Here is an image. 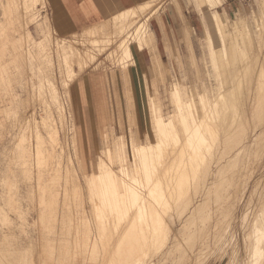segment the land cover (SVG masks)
Segmentation results:
<instances>
[{
	"label": "rangeland",
	"instance_id": "1",
	"mask_svg": "<svg viewBox=\"0 0 264 264\" xmlns=\"http://www.w3.org/2000/svg\"><path fill=\"white\" fill-rule=\"evenodd\" d=\"M214 1L208 5L204 0H141L133 7L138 15H132L131 26L123 31L114 24L119 13L92 29L60 36L51 27L46 0L32 3L34 10L26 16L19 6H11L12 0H0V46H5L0 47V58L2 52L6 55L4 64L0 61V264H163L165 260L164 264H249L255 237L264 252V101H259L264 100V81L259 78L264 71V0H234L239 7L233 9L224 8L228 0ZM214 13L224 15L228 28L211 27ZM95 28L102 31L94 32ZM61 39L69 47L94 53L83 75L67 88L59 68L65 55L59 48ZM124 39L131 40V57L117 52ZM82 79L87 96L90 82L107 96L100 106L112 121L113 135L104 137L100 118L82 108L78 83ZM174 90L187 103L186 114L195 117L192 122L187 115L200 133L197 144L177 140L184 127L172 117L180 105ZM158 118L167 122V147L155 129ZM233 118L236 121H229ZM151 128L155 137L146 143ZM245 131L250 138H244ZM227 134L242 142L235 144ZM132 144L150 152L145 163L132 165ZM123 167L128 180L121 173ZM103 169L113 171L117 178L112 181L121 183L119 188L126 182L132 188L131 180L136 179L135 202L131 196H118L122 202L110 201L113 206L101 202L100 190L109 183L111 187L112 178L93 181L88 173ZM96 203L101 206L95 208Z\"/></svg>",
	"mask_w": 264,
	"mask_h": 264
},
{
	"label": "bare ground",
	"instance_id": "2",
	"mask_svg": "<svg viewBox=\"0 0 264 264\" xmlns=\"http://www.w3.org/2000/svg\"><path fill=\"white\" fill-rule=\"evenodd\" d=\"M38 0H12V3H10L11 4V6H13V4H15V5H17V7L19 6V8H21V11L23 10V12H24V14H25V16L26 15H28L30 12H32L33 10H32V8H33V5H32V3H34V2H37ZM205 2H207L208 3V5L210 4H212V1H214V0H204ZM215 2V1H214ZM10 4H8L7 6L9 7V5ZM214 5V4H213ZM16 7V8H17ZM11 8V7H10ZM9 8V9H10ZM13 8V7H12ZM11 8V9H12ZM18 8V9H19ZM8 9V8H7ZM10 9V10H11ZM9 10V11H10ZM20 10V9H19ZM20 11V12H21ZM14 12V11H13ZM19 12V11H18ZM17 12V13H18ZM5 14V13H4ZM10 14H12V12L10 13ZM14 14V13H13ZM20 14V13H19ZM134 14H137L138 15V12H137V8L136 9H129L128 11H126V12H124V13H122L120 16H118L117 17V19L116 18H114V20H115V26H116V28L118 29V28H120V30L121 31H123V30H125V27L127 28V26L128 27H130L131 26V24H132V15H134ZM15 15V14H14ZM31 15V14H30ZM29 15V16H30ZM11 16V15H10ZM9 16V17H10ZM25 16H23V17H25ZM214 17V19H213V26H211V27H214L215 29H218V30H224V29H226V28H228L227 26H226V22L223 20V17L222 16H224V15H219V14H217V13H214V15H213ZM21 17H22V15H21ZM212 17V16H211ZM11 18H13V15H12V17ZM33 19V18H32ZM11 19L9 18V21H10ZM15 20V19H14ZM22 20V19H21ZM8 21V20H7ZM16 21H17V19H16ZM227 21V20H226ZM11 22V21H10ZM14 22V21H13ZM212 23V22H211ZM16 26H18V25H16ZM114 26V25H113ZM15 27V26H14ZM22 27V26H21ZM115 28V29H116ZM15 29H18L17 27L16 28H14L13 30H15ZM20 29V28H19ZM106 29V28H105ZM105 29H103L104 31H105ZM10 30V29H9ZM119 30V29H118ZM139 30V29H138ZM98 31H102V29L101 30H98ZM18 32V31H17ZM94 32H95V30H94ZM135 32L137 33V31H136V29H135ZM11 33V32H10ZM142 33V32H141ZM5 35H8V34H5ZM208 35V34H207ZM15 36V35H14ZM14 36H13V38H14ZM30 36V35H29ZM126 36V35H125ZM132 35H128L127 36V39L129 40L130 39V37H131ZM208 37H210L211 38V36H207V38ZM139 38V37H138ZM6 39V38H5ZM127 39H124L121 43H119L118 45H117V47H116V49H117V52H122V54L125 56V57H131V48H130V41H128ZM7 40V42H9L8 40H9V38H7L6 39ZM65 40L66 39H61V42L60 43H58L59 44V48L60 49H62V50H64V52H65V55H64V58H63V65L61 66L60 65V74L61 75H64V84H65V87L67 86H69L70 84H72L73 83V81L74 80H76V79H78L81 75H83V72H85V70L89 67V65H90V63L92 62L91 60H90V58L91 59H93V57H94V53L92 52V50H89L90 48H86V49H79L78 47H75V46H71V47H69L68 46V44L67 43H65ZM127 40V41H126ZM2 42H3V40H1ZM13 41H14V39H13ZM134 41V40H133ZM210 41V40H209ZM1 42V43H2ZM15 42H13L12 44H14ZM90 43H92L93 44V42H90ZM140 43V42H139ZM5 44H6V42H5ZM5 44H2V45H5ZM11 44V43H10ZM57 44V45H58ZM1 47V46H0ZM4 47V49H5V46H3ZM3 47H1L2 49H3ZM16 47V46H15ZM8 48V47H7ZM1 49V50H2ZM16 49V48H15ZM139 50V49H138ZM3 51V50H2ZM9 51V50H8ZM10 52V51H9ZM9 52H7V54H9ZM11 52H13V51H11ZM5 54H6V51L4 52ZM119 53V54H120ZM14 54V53H13ZM117 54V53H116ZM1 55V54H0ZM2 55L3 56H6V55H4L3 54V52H2ZM10 55V54H9ZM93 55V56H92ZM2 56V57H3ZM0 58L1 60L0 61H2V63H3V58H6V57H3V58ZM8 57H12L11 55L10 56H8ZM12 59H13V57H12ZM89 59V62L87 61ZM124 59V58H123ZM6 60V59H5ZM7 60H9V58H7ZM243 60V59H242ZM15 61V60H14ZM6 62V64L5 65H3V66H6L7 65V61H5ZM10 62V61H9ZM8 62V63H9ZM16 62V61H15ZM10 63H12V62H10ZM1 64V63H0ZM4 64V63H3ZM10 65V64H9ZM237 65H239V64H237ZM236 65V66H237ZM241 65V64H240ZM246 64H244V66H245ZM257 65H258V62H257ZM2 66V68H4ZM235 66V67H236ZM243 66V65H242ZM247 66V65H246ZM245 66V67H246ZM263 66V65H262ZM244 67V68H245ZM260 67H261V65H260ZM0 68H1V66H0ZM77 69V70H74V69ZM239 68V67H238ZM237 68V69H238ZM244 68L243 69H241V70H244ZM247 69H248V66H247ZM261 69V68H260ZM239 70V69H238ZM237 70V71H238ZM240 70V71H241ZM245 71H247L246 69H245ZM248 72V71H247ZM258 72H260V71H258ZM261 72H262V69H261ZM261 72H260V75H261ZM240 73H242V72H240ZM245 73V72H244ZM262 73H264V71L262 72ZM7 74V73H6ZM247 74V73H246ZM9 75V74H8ZM245 75V74H244ZM248 75V74H247ZM258 75V74H257ZM259 75V78L261 77V80L260 81H264L262 78H264L263 77V75H261L260 76ZM5 77V76H4ZM258 77V76H257ZM257 77H256V81H259V79L257 80ZM67 78V79H66ZM248 80V79H247ZM264 83V82H263ZM256 84H258L259 85V83H256ZM262 84V83H261ZM263 86H264V84H263ZM63 87H64V85H63ZM66 87V88H67ZM262 87V86H261ZM261 87H259L258 88V90L261 92ZM254 88V87H253ZM248 91V90H247ZM250 92V91H249ZM248 92V93H249ZM256 92V91H255ZM258 92V91H257ZM260 92H258V94H260ZM247 93V94H248ZM262 93V92H261ZM174 96H175V98H178L179 99V103H180V105L178 106L177 105V110L175 111V113H174V115L172 116L174 119H178L179 121H180V123L183 125V127H184V130H182V132H181V135L180 134H178V135H180V137L179 138H177V140L178 141H185V142H192L193 144L192 145H194V143H198V141L201 139V136L199 135L200 133H198L197 132V130L195 129L194 130V128H192L191 127V122H190V120L187 118L188 116H190L191 114L188 112V114H186V112L183 110L184 108H183V106L184 105H187V103H185V102H183L182 101V99H181V96H180V93H179V91H177V90H174V92L172 93ZM257 95V94H256ZM261 95V94H260ZM260 95L259 96H257V98L258 97H260ZM243 97H245V96H243ZM261 98V97H260ZM245 99V98H244ZM248 100H249V97L247 98ZM253 99V98H252ZM264 99V98H263ZM243 100V99H242ZM246 100V99H245ZM247 100V101H248ZM241 101V100H240ZM246 101V102H247ZM252 101V100H251ZM260 102H261V104H262V101H264V100H259ZM258 101V102H259ZM238 102V100L235 102V103H237ZM243 102H244V100H243ZM257 102V101H256ZM256 102H255V104H256ZM230 103H231V101H230ZM241 103V102H240ZM240 103H237V104H240ZM237 104H235V105H237ZM242 104V103H241ZM240 104V105H241ZM246 104H248V103H246ZM258 104H260V103H258ZM260 104V106L263 108V106L262 105H264V104H262L261 105ZM233 105H234V103H233ZM234 105V106H235ZM239 106V105H238ZM241 107H242V105H241ZM250 107V106H249ZM256 107H257V105H256ZM259 107V106H258ZM187 108V107H186ZM231 108H232V104H231ZM231 108H230V110H231ZM235 108V107H234ZM233 108V110H235ZM243 108H244V106L242 107V110H243ZM246 108V107H245ZM248 108V107H247ZM226 109V108H225ZM237 109H238V107H237ZM241 109V108H240ZM249 109V108H248ZM248 109L246 110V111H248ZM258 109V108H257ZM59 110H60V117L61 118H64V113H63V111L62 110H64L63 109V106L62 105H59ZM186 110V109H185ZM262 110H264V109H262ZM187 111V110H186ZM257 111H260V112H263V111H261L260 109H258ZM230 112V111H229ZM234 112V111H233ZM249 112H250V110H249ZM239 113H240V111H239ZM238 112H237V114H239ZM244 113L246 114V112L244 111V112H242V114L244 115ZM225 114V113H224ZM230 114H231V112H230ZM233 114L234 113H232L231 115L233 116ZM235 114H236V112H235ZM234 114V115H235ZM250 114V113H249ZM261 114V113H260ZM188 115V116H187ZM257 115L259 116V114H258V112H257ZM256 115V116H257ZM264 115V114H263ZM225 116V115H224ZM224 116H222L223 118H224ZM237 116V115H236ZM191 117V120H192V122H194V120H195V117H193L192 118V115L190 116ZM238 117V116H237ZM237 117H234V118H237ZM240 117V116H239ZM260 117H262V116H260ZM229 118V117H228ZM232 118V117H231ZM230 119L229 121H234L235 119ZM244 118V117H243ZM246 118V117H245ZM256 118H259V117H256ZM256 118L254 119V120H256ZM238 119H240V118H238ZM237 119V120H238ZM260 119V118H259ZM259 119H257V120H259ZM69 120V119H68ZM225 120V119H224ZM228 120V119H227ZM256 120V121H257ZM62 121H63V119H62ZM236 121V120H235ZM245 121H246V119H245ZM243 122V124L244 123H247V122ZM240 122V121H239ZM239 122H236V124L237 123H239ZM261 122V119L259 120V123ZM224 123V122H223ZM254 123H255V121H254ZM263 123V122H262ZM167 124V122H164L161 118H158V119H156V126H155V129H156V131H157V133H158V135H159V137L161 138V144H163L164 146H166L169 142H168V139H169V135H170V133L166 130V127H165V125ZM225 124V123H224ZM242 124V125H243ZM257 124V123H256ZM256 124H254V128L256 127ZM261 124V123H260ZM227 125H228V123H227ZM231 125H232V123H231ZM230 124H229V126H231ZM234 125V124H233ZM262 125V124H261ZM72 126V125H71ZM238 126V125H237ZM245 127H246V125H244ZM179 127H180V125H179ZM232 127H235V125L234 126H232ZM241 127H243V126H241ZM244 127V128H245ZM253 127V126H252ZM260 127V125L258 126V128ZM264 127V126H263ZM224 128V127H223ZM231 128V127H230ZM230 128H228V129H230ZM247 128V127H246ZM254 128H252V129H254ZM257 128V129H258ZM261 128V127H260ZM175 129V128H174ZM182 129V128H181ZM226 129V127L224 128V130ZM231 129H233V128H231ZM237 129V128H236ZM235 129V130H236ZM248 129V128H247ZM263 129V128H262ZM176 130V129H175ZM235 130H234V132H235ZM256 130V129H255ZM261 130V129H260ZM259 130V131H260ZM264 130V129H263ZM178 131V130H177ZM231 131V130H230ZM233 131V130H232ZM239 131H240V129H239ZM244 130H242V132H243ZM249 131V130H248ZM256 131H258V130H256ZM225 132H227V131H225ZM228 132H229V130H228ZM234 132H232V133H234ZM238 132V131H237ZM237 132H235L234 133V135H236V137H238L237 136ZM247 131H245L244 132V138H250V137H245V135L247 134L246 133ZM252 132H253V130H252ZM261 132V131H260ZM230 133V132H229ZM237 133V134H236ZM241 133V132H240ZM249 133V132H248ZM253 133H256L255 131L253 132ZM262 133V132H261ZM172 134V133H171ZM226 134V133H225ZM173 135V134H172ZM228 136L230 135L231 136V138L233 137V139L235 138L234 136H232L231 134H227ZM243 135H242V137H243ZM260 136H261V134H259ZM258 135V136H259ZM174 136V138L176 137L175 135H173ZM253 136V135H252ZM257 136V135H256ZM256 136H255V138H256ZM260 136H259V138H260ZM262 137V136H261ZM240 138H241V136H240ZM239 138V139H240ZM258 138V137H257ZM237 139V138H236ZM243 139V138H242ZM245 139V140H246ZM204 140V139H203ZM230 140V139H229ZM232 140V139H231ZM241 140V139H240ZM54 141V140H53ZM173 141V140H172ZM178 141L177 142H175V143H178ZM228 141V140H227ZM234 141H235V139H234ZM233 140L231 141V142H234ZM236 141H238V140H236ZM236 141H235V144H236ZM256 141V140H255ZM168 142V143H167ZM174 142V141H173ZM202 142V141H201ZM240 141H238V143H239ZM241 142H242V140H241ZM240 142V143H241ZM247 142V141H246ZM253 142V140L251 141V143ZM75 143V142H74ZM174 143V144H175ZM187 143L186 144H184L183 146H185V145H187ZM243 143H244V141H243ZM247 143H250V142H247ZM247 143H245L246 145H248ZM250 143V144H251ZM217 144V143H216ZM226 144H229V142L228 143H226ZM232 144H234V143H232ZM170 145V144H169ZM172 145V144H171ZM199 145V144H198ZM238 145V144H237ZM236 145V146H237ZM241 145V144H240ZM246 145H244V146H242V147H245ZM252 145H254V144H252ZM251 145V146H252ZM158 146V145H157ZM176 146V145H175ZM221 146V145H220ZM224 146V145H223ZM226 146V148L225 149H227V147L229 148V146H227V145H225ZM249 146V145H248ZM167 147V146H166ZM165 147V148H166ZM195 147V146H194ZM240 148V146L238 145L237 146V148ZM250 147V146H249ZM170 148V147H169ZM168 148V149H169ZM172 148V147H171ZM176 148V147H175ZM185 148V147H184ZM198 148V147H197ZM230 148H232V146L230 145ZM229 148V149H230ZM237 148H235V149H237ZM245 148H248V147H245ZM174 149V148H173ZM177 149V148H176ZM181 149V148H180ZM228 149V150H229ZM175 150V149H174ZM185 150V149H184ZM193 150H194V148H193ZM198 150V149H197ZM233 150V149H232ZM242 149H240L239 151H241ZM246 150V149H245ZM120 151V150H119ZM200 151V150H199ZM225 151V150H224ZM234 151V150H233ZM238 151V152H239ZM166 152V151H165ZM182 151H180L179 153H181ZM195 152V151H194ZM193 152V153H194ZM226 152H228L229 153V151H227L226 150ZM230 152H231V150H230ZM236 152V151H235ZM105 153H108L109 154V159H110V161H111V159H112V157H111V153H110V151L109 150H106V152ZM121 153V152H120ZM169 153H171V152H169ZM192 152H191V154H193ZM197 153V152H196ZM239 153H241V152H239ZM263 153V152H262ZM124 154V153H123ZM165 154H167V153H165ZM176 154V153H175ZM184 154V153H183ZM221 154V153H220ZM237 154V153H236ZM101 155V154H100ZM164 155V154H163ZM168 155V154H167ZM224 155V154H223ZM232 154H230V155H228L227 154V158L230 156V157H232L231 156ZM239 155V154H238ZM124 156V155H123ZM151 156V154H150V152L149 151H147V150H145V149H143V148H140V147H137V146H135L134 144H132L131 145V151H130V161H131V163H132V165H135L136 164V162L138 161V162H140L141 160H142V164L143 163H145L146 161H147V159H148V157H150ZM165 156V155H164ZM164 156H163V158H164ZM173 156V155H172ZM185 156V155H184ZM191 156V155H190ZM195 156H196V154H195ZM214 156V155H213ZM221 156V155H220ZM103 157V156H102ZM120 157H121V155H120ZM203 157V156H202ZM217 157V156H216ZM240 157H241V155H240ZM166 158V157H165ZM172 158V157H171ZM194 158V157H193ZM213 158H215V157H213ZM220 158V157H219ZM218 158V159H219ZM226 158V159H227ZM236 158V157H235ZM125 159V158H124ZM192 159V158H191ZM190 159V160H191ZM217 159V158H216ZM225 159V158H224ZM225 159V160H226ZM233 159V158H232ZM166 160V159H165ZM169 160V159H168ZM171 160V159H170ZM213 160V159H212ZM212 160H211V162H212ZM222 160V159H221ZM228 160V159H227ZM231 160V159H230ZM103 161V160H102ZM180 161V160H179ZM215 161V160H214ZM218 161V160H217ZM217 161H215L216 163H217ZM224 161V160H223ZM222 161V162H223ZM167 162V161H166ZM173 162V161H172ZM177 162V161H176ZM186 162V161H185ZM208 162V161H207ZM218 162H220V161H218ZM229 162V161H228ZM235 162V161H234ZM183 163V162H182ZM214 163V162H213ZM212 163V164H213ZM216 163H214V164H216ZM170 164H171V162H170ZM169 164V165H170ZM179 164V163H178ZM211 164V165H212ZM218 164V163H217ZM220 164H222L221 162H220ZM226 164H227V162H226ZM93 165V162H90L89 163V170L91 169V167H93L92 166ZM162 165V164H161ZM174 165H175V162H174ZM219 165V164H218ZM96 166H98V165H96ZM102 166H104L103 165V163H102ZM124 166V165H123ZM136 166V165H135ZM213 166V165H212ZM105 167V166H104ZM107 167V166H106ZM105 167V168H106ZM110 167V166H109ZM109 167H107V169H109ZM175 167V166H174ZM191 167V166H190ZM210 167V166H209ZM208 167V168H209ZM101 168H103V167H101ZM162 168V167H161ZM186 168V167H185ZM206 168V167H205ZM220 168V167H219ZM96 169V168H95ZM127 169V168H126ZM124 167H123V170H122V175H123V178L124 179H126L127 178V180H128V174H127V170H126ZM159 169V168H158ZM210 169V168H209ZM209 169H207V171L209 170ZM231 169V168H230ZM92 170V169H91ZM91 170H90V173H91ZM97 170H102V169H97ZM97 170H95V171H97ZM138 170V169H137ZM176 170V169H175ZM212 170V169H211ZM222 170H224V169H222ZM221 169H220V171H222ZM136 171V170H135ZM169 171V170H168ZM181 171V170H180ZM220 171L218 172V173H220ZM210 172V170L208 171V173ZM224 172H225V170H224ZM90 173H88V177L89 178H91L93 181L95 180V179H98L99 181L101 180V181H103L102 180V178H104V177H106V176H110L112 179H111V181L112 180H114V179H116L117 177H115V174L113 173V171H111V169H110V171H106L105 170V172H104V169H103V171H97L96 173H94V174H90ZM204 173V172H203ZM205 173H207V172H205ZM217 173V174H218ZM147 174V173H146ZM165 175H166V173H164ZM221 174V173H220ZM136 175V174H135ZM148 175V174H147ZM159 175V174H158ZM210 175V174H209ZM213 175V174H212ZM144 176V175H143ZM146 176V175H145ZM144 176V177H145ZM171 176H172V174H171ZM206 176V175H205ZM218 176V175H217ZM219 176H221V175H219ZM223 176V175H222ZM230 176V175H229ZM235 176V175H234ZM239 176V175H238ZM138 177H139V174H138ZM166 177H167V175H166ZM236 177V176H235ZM163 178V177H162ZM173 178V177H172ZM175 178V177H174ZM221 178V177H220ZM224 178H225V175H224ZM237 178V177H236ZM107 179V178H106ZM132 179V178H131ZM134 179V178H133ZM179 179H182V177H180ZM200 179V178H199ZM202 179V178H201ZM223 179V178H222ZM108 180V179H107ZM163 180V179H162ZM176 180V179H175ZM184 180V179H183ZM220 180V179H219ZM105 181V180H104ZM110 181V180H109ZM168 181V180H167ZM202 181V180H201ZM216 181V180H215ZM226 182H227V179L225 180ZM113 183L111 184V187H110V183H109V186H106V185H103V186H101V187H103V190H102V193H101V190H100V196H102V200H101V202L103 203L104 202V204L105 203H111L110 201H112V203H117L118 204V202H122L121 200H119L118 201V199L120 198V199H122V197L121 196H123V197H125V198H128V197H130L131 196V199L133 198L132 197V195H135L136 196V198H137V192L135 191L136 189H134V186L136 187L137 185V181H136V179H134V181H132L131 180V182L133 183V186H131L132 188H129L130 186H128L126 183L125 184H123L124 186H123V188L122 187H120L119 188V185H121V183L119 184V185H117L116 184V182L114 183V181H112ZM166 182V181H165ZM181 182V181H180ZM184 182H186V181H184ZM213 182V181H212ZM219 182H222V181H219ZM225 182V183H226ZM124 183V182H123ZM167 183V182H166ZM171 183V182H170ZM174 183H177V182H174ZM202 183V182H201ZM94 184H95V182H94ZM93 184V185H94ZM165 184V183H164ZM180 184V183H179ZM159 185H160V183H159ZM168 185V184H167ZM209 185V184H208ZM210 185H211V183H210ZM209 185V186H210ZM217 185V184H216ZM221 185L222 184H220L219 183V187H221ZM224 185V184H223ZM122 186V185H121ZM187 186V185H186ZM204 186V185H203ZM99 185L98 186H96V188H98V189H100L101 188ZM148 187V186H147ZM177 187V186H176ZM216 188H217V186H215ZM161 188V187H160ZM210 188V187H209ZM93 189V188H92ZM123 189V190H122ZM129 191H128V190ZM137 189H138V187H137ZM211 189H212V187H211ZM220 189V188H219ZM222 189V188H221ZM133 190H134V192H133ZM139 190H141V189H139ZM139 190H137V191H139ZM209 190V189H208ZM91 191H95V190H91ZM165 191V190H164ZM170 191V190H169ZM177 191V190H176ZM203 191V190H202ZM217 191H218V189H217ZM254 191V190H253ZM142 192H143V189H142ZM156 192V191H155ZM209 192V191H208ZM151 193H152V191H151ZM212 193V192H211ZM139 194H144V193H139ZM168 194V193H167ZM98 195V194H97ZM141 195V196H142ZM174 195V194H173ZM206 195V197H207V194H205ZM226 195V194H225ZM118 196H119V198H118ZM149 196V195H148ZM164 196V195H163ZM169 196V195H168ZM198 196H199V194H198ZM155 197V196H154ZM208 197H209V195H208ZM135 198V197H134ZM134 198H133V201L135 202V200H134ZM138 198H140L139 197V195H138ZM234 198V197H233ZM179 199V198H178ZM205 199H207V198H205ZM93 200V199H92ZM127 200V199H126ZM175 201H176V199H174ZM196 200V199H195ZM200 200V199H199ZM204 200V199H203ZM90 201V200H89ZM139 201H140V199H139ZM174 201V202H175ZM201 201V200H200ZM92 202V201H91ZM172 202H173V200H172ZM194 202V201H193ZM94 203V202H93ZM99 203V202H98ZM112 203H111V205H112ZM128 203V202H127ZM143 203V202H142ZM208 203V202H207ZM230 203V202H229ZM120 204H122V203H119V205ZM133 204V203H132ZM138 204V203H137ZM193 204V203H192ZM106 205V204H105ZM118 205V206H119ZM136 205V204H135ZM146 205H149V204H146ZM94 206H96L95 208H98V207H100L101 205H97V203L94 205ZM113 206V205H112ZM116 206V205H115ZM128 206V205H127ZM143 206H144V204H143ZM198 206V205H197ZM103 207V206H102ZM111 207V206H110ZM117 207V206H116ZM116 207H115V211H116ZM120 207H122L123 209H124V206H120ZM119 207V208H120ZM152 207V206H151ZM154 207V206H153ZM190 207H192V206H190ZM190 207H189V209H190ZM227 207V206H226ZM94 208V207H93ZM113 208V207H112ZM118 208V209H119ZM133 208V207H132ZM135 208V207H134ZM188 208V207H187ZM111 209V208H110ZM121 209V208H120ZM129 209H131V208H129ZM136 209V208H135ZM148 209H150L149 207H148ZM251 209V208H250ZM99 210H102V209H99ZM113 210H114V208H113ZM113 210H112V212H113ZM137 210H138V208H137ZM186 210V209H185ZM188 210V209H187ZM109 211V210H108ZM118 211V210H117ZM123 211V210H122ZM130 211V210H129ZM149 211V210H148ZM193 211V210H192ZM191 211V213H194V212H192ZM208 211V210H207ZM251 211V210H250ZM99 212H102V211H99ZM120 212V211H119ZM126 212H128V210L126 211ZM134 212V211H133ZM167 212V211H166ZM165 212V213H166ZM187 212V211H186ZM185 211L184 212H181V215H183L184 213L185 214H188V213H186ZM109 213V212H108ZM143 213V212H142ZM154 213V212H153ZM155 213H158V212H155ZM183 213V214H182ZM190 213V212H189ZM199 213V212H198ZM218 213V212H217ZM108 215L107 213H104V215ZM113 214H114V212H113ZM185 214H184V216H185ZM211 214V213H210ZM115 215V214H114ZM149 215V214H148ZM161 215H162V213H161ZM193 215H198L197 213L196 214H193ZM247 215V214H246ZM245 215V216H246ZM109 216V215H108ZM120 216V215H119ZM132 216H133V214H132ZM135 216V215H134ZM138 216V215H137ZM156 216V215H155ZM159 216V215H158ZM200 216V215H199ZM220 216V215H219ZM92 217V216H91ZM101 217V216H100ZM163 217V216H162ZM167 217V216H166ZM187 217V216H186ZM205 217H206V215H205ZM126 218V217H125ZM128 218V217H127ZM148 218V217H147ZM152 218V217H151ZM153 218H155V217H153ZM183 218V217H182ZM188 218V217H187ZM193 218V216L190 218V219H192ZM196 218V217H195ZM256 218V217H255ZM104 219H106V218H104ZM115 219V218H114ZM120 219H121V217H120ZM156 219V218H155ZM164 219V218H163ZM180 219H181V217H180ZM185 219V218H184ZM183 219V220H184ZM189 219V218H188ZM98 220V219H97ZM111 220V219H110ZM117 220V219H116ZM128 220V219H127ZM166 220V219H165ZM193 220V219H192ZM109 221V220H108ZM120 221V220H119ZM126 221V220H125ZM135 221V220H134ZM141 221V220H140ZM162 221V220H161ZM190 221V220H189ZM188 221V222H189ZM256 220H254L253 221V226H254V222H255ZM259 221V220H258ZM257 221V222H258ZM180 222H181V220H180ZM187 222V221H186ZM191 222V221H190ZM195 222V221H194ZM211 222V221H210ZM107 223V222H106ZM131 223H133V222H131ZM135 223V222H134ZM161 223V222H160ZM118 224V223H117ZM122 224V223H121ZM162 224H164V223H162ZM174 224V223H173ZM172 223H171V225H173ZM195 224V223H194ZM262 224H264V222L262 223ZM158 225V224H157ZM164 225H166V224H164ZM190 226V225H189ZM256 226V225H255ZM116 227V226H115ZM137 227V226H136ZM162 227V226H161ZM165 227V226H164ZM168 227V226H167ZM119 228H121V227H119ZM126 229V228H125ZM158 229V228H157ZM189 229V228H188ZM198 229V228H197ZM201 229V228H200ZM215 229V228H214ZM252 229V228H251ZM120 230V229H119ZM144 230V229H143ZM166 230V229H165ZM123 231V230H122ZM145 231V230H144ZM167 231V230H166ZM185 231V230H184ZM201 231V230H200ZM199 231V232H200ZM207 231V230H206ZM205 231V232H206ZM253 231H255L254 229H253ZM252 231V232H253ZM196 232V231H195ZM208 232V231H207ZM260 232V234L262 235V233H261V231H259ZM124 233V232H123ZM168 233L169 232H167V234L165 233V235H168ZM178 233V232H177ZM203 233V232H202ZM255 233V232H254ZM185 234V233H184ZM195 234V233H194ZM255 234H258V231H257V233H255ZM254 234V235H255ZM259 234V235H260ZM171 235V234H170ZM180 235V234H179ZM252 235H253V233H252ZM261 235H260V237H261ZM182 236V235H181ZM256 236V235H255ZM205 237H206V235H205ZM262 237H264V235L262 236ZM150 238H151V236H150ZM185 238V237H184ZM193 238H194V236H193ZM209 238V237H208ZM251 238V237H250ZM249 238V239H250ZM252 238H254V237H252ZM256 238V237H255ZM254 238V246H253V249H250V247H249V249L250 250H252V251H249V253L251 254V256H250V260H249V258H248V260H249V264H264V252H263V250H261L260 249V238H258L259 240H257L256 241V239ZM192 239V238H191ZM194 239H196V238H194ZM201 239V238H200ZM263 239V238H262ZM167 240V239H166ZM253 240V239H252ZM252 240H249V242H251ZM264 240V239H263ZM262 240V241H263ZM151 241V240H150ZM116 242H117V240H116ZM167 242V241H166ZM185 243V242H184ZM262 243V242H261ZM154 244V243H153ZM251 244V243H250ZM173 245V244H172ZM262 245V244H261ZM173 247H175V246H173ZM262 248V247H261ZM264 249V248H263ZM174 250V249H173ZM175 252V251H174ZM164 254V253H163ZM219 254V253H218ZM248 254V253H247ZM194 255V254H193ZM168 256V255H167ZM166 256V257H167ZM233 256V255H232ZM160 257V256H159ZM165 257V256H164ZM170 257H168V259H169ZM166 259V258H165ZM167 259V260H168ZM123 261V260H122ZM126 261V260H125ZM129 261V260H128ZM132 261V260H131ZM130 261V262H131ZM161 261H162V259H161ZM164 261V260H163ZM166 261V260H165ZM165 261H164V263H165ZM104 262V261H103ZM124 262V261H123ZM167 262V261H166ZM175 262V261H174ZM244 262V261H243ZM122 263V262H121ZM126 263V262H125ZM135 263V262H134ZM163 263V262H162ZM163 263V264H164ZM235 263V262H234ZM248 263V262H247ZM124 264V263H123ZM168 264V263H167ZM246 264V263H245Z\"/></svg>",
	"mask_w": 264,
	"mask_h": 264
},
{
	"label": "crops",
	"instance_id": "3",
	"mask_svg": "<svg viewBox=\"0 0 264 264\" xmlns=\"http://www.w3.org/2000/svg\"><path fill=\"white\" fill-rule=\"evenodd\" d=\"M46 1H47V10L49 13L51 27L60 36H69L71 34L83 32V30L86 31V29L88 28L92 29L94 26H97L101 23L110 20L119 13L121 14L122 12L124 13L125 10L126 11H128L129 9L131 10L133 9V7H136L141 3V0H46ZM237 5L238 3H236V1L228 0L226 3H224V8L226 7L227 9H233ZM94 30H99V29L95 28L93 29V31ZM134 51L137 50L135 49ZM138 71L139 69H137V72ZM95 75L98 76L99 74L95 73ZM92 78L95 77L92 76ZM78 83L80 88V94L82 96V101L83 103H85V104H81L82 108L85 109L86 111L87 110L91 111L92 114H95L97 118L98 117L100 118L101 125L103 126L101 128H103L104 137H106L107 134H109V136L113 135L114 129H113L112 121H109L107 119V114L101 107L102 103H100L103 102V104H105L107 96L106 95L104 96L100 91H97L95 89L96 86L94 85L95 83L92 82H90L89 84L91 90L89 96H87L85 89L86 82L82 79L79 80ZM85 100L86 102H88V104L85 102ZM146 134H147V136L145 137L146 143L150 142L151 139L155 137V133L154 130H152V128L151 130L147 129ZM132 137L134 138V136Z\"/></svg>",
	"mask_w": 264,
	"mask_h": 264
},
{
	"label": "built area",
	"instance_id": "4",
	"mask_svg": "<svg viewBox=\"0 0 264 264\" xmlns=\"http://www.w3.org/2000/svg\"><path fill=\"white\" fill-rule=\"evenodd\" d=\"M237 2H241V3H247L249 2L250 0H236Z\"/></svg>",
	"mask_w": 264,
	"mask_h": 264
}]
</instances>
